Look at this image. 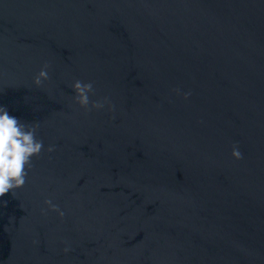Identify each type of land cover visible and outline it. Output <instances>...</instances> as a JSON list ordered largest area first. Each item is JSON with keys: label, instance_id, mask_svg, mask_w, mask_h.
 I'll use <instances>...</instances> for the list:
<instances>
[{"label": "water", "instance_id": "water-1", "mask_svg": "<svg viewBox=\"0 0 264 264\" xmlns=\"http://www.w3.org/2000/svg\"><path fill=\"white\" fill-rule=\"evenodd\" d=\"M0 106L44 143L0 264H264V0H0Z\"/></svg>", "mask_w": 264, "mask_h": 264}, {"label": "clouds", "instance_id": "clouds-1", "mask_svg": "<svg viewBox=\"0 0 264 264\" xmlns=\"http://www.w3.org/2000/svg\"><path fill=\"white\" fill-rule=\"evenodd\" d=\"M49 63H45L39 73L34 77V83L40 87L45 80H48ZM75 92L73 100L80 107L91 112L93 109L101 110L107 104L109 110H114V105L108 97L102 100L91 101L89 93H95L93 82H83L79 79L72 84ZM177 94H180V89H174ZM185 99L191 96V92L183 93ZM39 123H24L17 117L10 115L6 107L0 106V197L5 196L9 192H14L16 189L22 188L28 177L29 171L34 167L32 158L38 157L44 149L43 140L37 138ZM55 150L54 145L47 148L48 152ZM232 156L236 160L244 159V154L239 148L238 142L232 147ZM7 203L6 201L4 202ZM45 204L52 211L58 212L61 217L65 212L58 204L53 203L52 199H46ZM46 212L47 209H42ZM65 252L70 251V248H65Z\"/></svg>", "mask_w": 264, "mask_h": 264}]
</instances>
